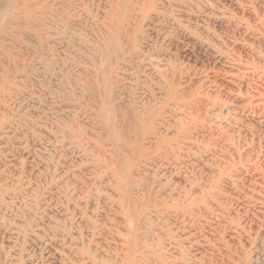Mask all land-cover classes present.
<instances>
[{
    "label": "rangeland",
    "instance_id": "374dc122",
    "mask_svg": "<svg viewBox=\"0 0 264 264\" xmlns=\"http://www.w3.org/2000/svg\"><path fill=\"white\" fill-rule=\"evenodd\" d=\"M23 1L0 0V264H264V0ZM120 109L157 128L130 155Z\"/></svg>",
    "mask_w": 264,
    "mask_h": 264
},
{
    "label": "bare ground",
    "instance_id": "6f19581e",
    "mask_svg": "<svg viewBox=\"0 0 264 264\" xmlns=\"http://www.w3.org/2000/svg\"><path fill=\"white\" fill-rule=\"evenodd\" d=\"M44 1V0H43ZM151 1V0H150ZM4 2V1H3ZM123 2V1H122ZM125 2V0H124ZM30 3V0H24L23 1V5L27 6ZM121 4V3H120ZM8 13L9 12H13L12 9L14 7H17L20 11L21 8L19 5L16 4V2H9L8 4ZM16 5V6H15ZM14 6V7H12ZM140 6V5H139ZM29 7V6H28ZM141 7V6H140ZM1 8V7H0ZM2 11V10H1ZM137 11V10H136ZM122 15V13H121ZM122 17V16H121ZM122 30V29H121ZM5 31V27L2 25L1 21H0V36L1 34ZM263 31V30H262ZM121 33V32H120ZM120 36V35H119ZM93 37V36H92ZM106 37V36H105ZM115 44V43H113ZM112 44V45H113ZM115 46V45H114ZM26 56V55H25ZM88 69V68H87ZM89 71V70H88ZM100 71L102 73H104V75L108 78L110 76L111 73V69L110 67H108L106 64H101L100 67ZM232 72V71H231ZM1 83V82H0ZM110 86V85H109ZM108 86V88H109ZM10 87V86H9ZM3 88V87H2ZM110 89V88H109ZM107 89V90H109ZM177 89V88H176ZM175 89V90H176ZM88 91L89 93L98 96V92L96 89V86H94V84H90L88 87ZM110 91V90H109ZM108 91V92H109ZM107 92V93H108ZM174 93V92H173ZM237 93V92H236ZM108 96V94H107ZM106 96V98H104L105 100H102L103 104L105 105V108H107L109 106V100L108 97ZM175 96V100L177 101V104L180 105L181 107H184L185 105V99L183 98V93H181V91H178L174 93ZM163 98V97H162ZM163 101V100H162ZM260 101V100H259ZM257 103V102H255ZM113 107V106H112ZM165 110V109H164ZM260 110V109H259ZM109 111H111V109L109 108ZM119 114H120V119H121V123H117V121H115V119L112 118L111 119H106L107 122V129L109 131V141H111L113 143V145H116V148L118 150L119 153L123 154V155H130V150L128 149V147L124 144H122L120 142V139H124V138H131V136L133 135V138L136 139V142L139 143V141H142V139L146 136V134H149L151 132L154 133L155 136H157V128H155L153 126V122L150 120V125L145 126L143 128V117H138L135 118L132 115L128 114L124 109L119 110ZM182 114V113H181ZM118 115V114H117ZM143 115V114H142ZM140 116V115H139ZM105 122V123H106ZM133 124V126H131ZM119 129H118V128ZM175 134V133H174ZM180 134V133H179ZM120 138V139H119ZM186 138V137H185ZM154 140H158L157 137L154 138ZM149 144L152 143L151 140L148 141ZM115 147V146H114ZM140 154H143L144 151L141 149H139ZM96 170V169H95ZM104 170V169H103ZM101 172V171H100ZM117 180V179H115ZM131 189V188H130ZM136 189V188H135ZM131 192V191H130ZM147 192V191H146ZM114 194V193H113ZM122 197L131 200V196L130 193L128 194V192L125 193V195L122 194ZM142 203V202H141ZM119 205V204H118ZM137 208V207H136ZM132 210V209H131ZM133 218H134V214L133 211H131ZM143 214V213H142ZM132 218V217H131ZM138 229V228H137ZM135 230V229H134ZM134 233V232H133ZM134 236V235H133ZM133 239V238H132ZM133 241V240H132ZM133 244V243H132ZM133 246V245H132ZM121 248V247H120ZM125 250V249H124ZM132 250V249H131ZM132 252V256H133V250ZM131 260V259H130Z\"/></svg>",
    "mask_w": 264,
    "mask_h": 264
}]
</instances>
